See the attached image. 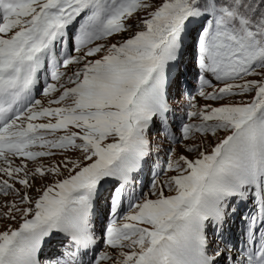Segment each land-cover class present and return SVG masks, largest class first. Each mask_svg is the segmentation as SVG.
Segmentation results:
<instances>
[{"label": "snow or ice", "instance_id": "snow-or-ice-1", "mask_svg": "<svg viewBox=\"0 0 264 264\" xmlns=\"http://www.w3.org/2000/svg\"><path fill=\"white\" fill-rule=\"evenodd\" d=\"M0 221V264H264V0H0Z\"/></svg>", "mask_w": 264, "mask_h": 264}, {"label": "rangeland", "instance_id": "rangeland-1", "mask_svg": "<svg viewBox=\"0 0 264 264\" xmlns=\"http://www.w3.org/2000/svg\"><path fill=\"white\" fill-rule=\"evenodd\" d=\"M117 38H119V37H117ZM113 42H115V41H113ZM186 63H188L187 60H186ZM193 73H194V70H193V72H190V73L187 75V84H186L185 86L193 87V88L195 87V80H194V78H193ZM182 79H183V78H182ZM192 94L195 95L196 93L193 91ZM173 95H174L176 98L172 101V103H173L174 107H177V108H178L180 103H184V98L181 97V96H176V90H175V89H173ZM38 98H40V97H38ZM199 103H200V104H203L204 101H203V100H200ZM178 114H179V113H178ZM150 138H151L154 142L159 143V141L157 140V133H156L155 131L152 132ZM163 157H164V153L162 152V153H161V161H162V162H163ZM153 159H155V157H154ZM162 162H161V163H162ZM149 188H150V183H149V184H146V185L144 186V188H143V192H144V193H148ZM6 223H7L6 221H0V230H3V228H4V226H5ZM13 226L15 227L16 225L13 224Z\"/></svg>", "mask_w": 264, "mask_h": 264}]
</instances>
